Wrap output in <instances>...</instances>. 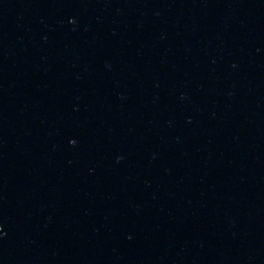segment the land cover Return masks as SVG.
Segmentation results:
<instances>
[{"label": "water", "instance_id": "1", "mask_svg": "<svg viewBox=\"0 0 264 264\" xmlns=\"http://www.w3.org/2000/svg\"><path fill=\"white\" fill-rule=\"evenodd\" d=\"M0 264H264V0H0Z\"/></svg>", "mask_w": 264, "mask_h": 264}]
</instances>
